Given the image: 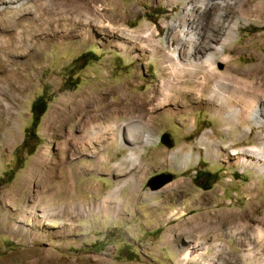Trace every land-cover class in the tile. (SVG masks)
<instances>
[{"label":"rangeland","instance_id":"1","mask_svg":"<svg viewBox=\"0 0 264 264\" xmlns=\"http://www.w3.org/2000/svg\"><path fill=\"white\" fill-rule=\"evenodd\" d=\"M201 1L103 0L89 21L57 6L34 21L35 0L22 6L27 12L0 7V23L25 18L11 32L10 53L1 55L0 47V264H264V171L244 162L253 158L244 150L264 147V125L243 112L239 122L233 117L245 108L235 90L264 85V7L259 0ZM34 42L41 55L26 66L25 85L11 91L2 62L23 65ZM174 54L183 66L176 75ZM190 54L202 64L196 71L187 65ZM189 81L208 91L174 100ZM175 83L178 89L167 90ZM128 92L149 102L145 113L122 106ZM107 93L104 110L79 107L87 96ZM44 94L47 110L35 121L32 106ZM108 112L105 127L139 121L152 143L84 126ZM39 154L47 160L36 170ZM199 172L209 179L196 180ZM163 174L172 181L151 189ZM45 182L71 191L51 195Z\"/></svg>","mask_w":264,"mask_h":264},{"label":"bare ground","instance_id":"2","mask_svg":"<svg viewBox=\"0 0 264 264\" xmlns=\"http://www.w3.org/2000/svg\"><path fill=\"white\" fill-rule=\"evenodd\" d=\"M29 0H0V7H3L5 4H8L9 7H12V8H18L20 9L21 12H27L29 10L28 7H25V8H22V6L24 4H26ZM103 0H35V6H33L34 8H36V11H35V15L37 17V19H34L38 21H42V19L44 18L43 17V11H45L46 13H49V11H53L55 10V6H57L56 8H62L65 9L66 11H70L71 9H74L75 12H77L78 16L79 17H83L86 21H89L90 18H91V15L93 13H97L98 12V9L100 7V4L98 3H102ZM110 1V0H109ZM41 3V4H40ZM45 4H47V6H50L54 9H47ZM202 6H206L207 4H210L209 0H202L201 3ZM116 5V4H115ZM259 6L260 7H264V0H259ZM49 7V8H50ZM192 7V6H191ZM57 10V9H56ZM192 8H189L187 10V13L188 15L191 17L192 16ZM249 9H246L245 11H248ZM43 12V13H42ZM3 13V12H2ZM16 13V12H15ZM1 14V12H0ZM4 14V13H3ZM8 14V13H6ZM69 14V12L67 13ZM94 15V14H93ZM49 16V15H48ZM96 16V15H95ZM34 17V18H36ZM100 18V17H99ZM15 19V18H14ZM25 21V18L22 17L20 18L19 20H16L15 23H12L10 24L9 22H4V23H0V36H3V40L1 41L2 42V45L0 47H2L3 49H5V51L2 50V53L1 55L3 54L4 55H7V53L9 52L10 53V50H9V46L11 48V44H12V40H13V37L11 32H15V35H16V32L19 28V26H21L23 24V22ZM80 22V21H79ZM80 24V23H79ZM83 24V23H82ZM238 26V23L235 22L232 24V36H233V33H234V29H236ZM73 28V27H72ZM188 30V28L186 29ZM70 31V30H69ZM72 31V30H71ZM189 31V30H188ZM67 34V32H66ZM70 34V33H69ZM182 41L184 39L187 40V34L186 33H183L182 34ZM188 39H192V40H197V36L195 34H189V37ZM39 42H34L31 47L34 48L35 50V53H29V54H26L25 55V62L22 63L23 65H17V67H14L15 65H13L12 61L9 59V58H6L3 60L2 64L4 66V71L6 72V75H7V81H10L11 83L9 84L10 88H11V91L13 90H17L19 91L21 88H22V85H25L26 81H28L26 78H25V75H27V68L26 66H28V64H32L34 63L35 59L38 58L39 55H41V52L39 53L38 51V46H39ZM41 46V45H40ZM41 48V47H39ZM192 50V49H191ZM223 51V46L222 47H219L218 48V52H222ZM193 54V53H192ZM190 54L189 55V59H190V63L187 64L189 66V69H191V71H194L195 68H198L200 66H202V64L198 63V61H194V59L196 58H193V55ZM166 56V55H165ZM188 56V55H187ZM199 56V55H198ZM174 57H175V61H173V63H171V66L173 67V73L176 75L177 72H179V68L180 67H183L181 62H180V59H179V56L178 54H174ZM173 57V58H174ZM207 59V58H206ZM218 59L217 56H210L208 58V60H211V61H216ZM200 62V61H199ZM208 62V61H207ZM33 65V64H32ZM31 65V66H32ZM211 65V64H210ZM170 66V67H171ZM262 66V65H261ZM171 67V68H172ZM29 68V67H28ZM169 69V68H168ZM187 69V70H189ZM262 69H264V64L262 66ZM261 69V70H262ZM196 71V70H195ZM171 72V71H170ZM191 73V72H190ZM194 73V72H193ZM213 75V74H212ZM211 75V76H212ZM177 77V76H176ZM14 78V82L12 81V79ZM193 79V78H192ZM176 80V79H175ZM173 81V80H172ZM180 81V79L178 80ZM188 81V80H187ZM216 81V80H215ZM220 81V80H219ZM4 82V81H3ZM181 82V81H180ZM190 82V81H189ZM260 82V81H259ZM2 83V82H1ZM15 83V84H14ZM177 83V82H176ZM175 83V85H176ZM184 83H186L187 85H189L188 82H186L184 80ZM16 84H18L19 86H17ZM174 84V83H173ZM191 84V88L189 89L188 86H186V88H183L184 91L182 92H179L177 91L175 93V98L174 100H177V98L179 97H183L185 94L187 96H191V94H196L197 92V88L198 89V92H201L202 89H205L208 91L207 87H204V85L201 83V81L195 85V83L193 82H190ZM263 84V83H262ZM260 83H253L251 85H248L247 87L244 85V89H240V88H237L235 91L237 92V94L239 95V99L243 100L245 103V108L243 111H240L238 108H236L235 110H233V117L235 119V122H239V119L240 118V115H242V112L247 114V118L252 121L254 124L256 125H264V100H260V95H263L264 96V85H262ZM184 85V84H182ZM209 85V84H208ZM217 86H223L224 88H229L230 86H227V85H223V84H220L219 82L216 84ZM168 87V86H166ZM233 87V86H232ZM231 87V88H232ZM163 88V87H162ZM171 88H175V89H178L179 87L176 85V86H169L167 90L171 89ZM233 89V88H232ZM166 90V92H167ZM112 91V90H111ZM114 91V89H113ZM206 91V93H207ZM112 93V92H111ZM114 93V92H113ZM110 94V92H109ZM109 94L107 93L104 97H101V96H98V97H95L94 96H90V97H86L84 102L82 104L79 105V107H81L83 104H84V108H83V111H86V113H89V112H92V110L94 112H98L101 110V108H104L102 105L104 102L108 101V96ZM202 94H203V91H202ZM221 95V94H220ZM219 95V96H220ZM195 96V95H194ZM216 97V96H215ZM230 97V96H229ZM260 98V99H259ZM122 106H127V105H131L132 106V110L133 111H136V109H139L141 112L145 113L146 112V108L147 106L149 105V102L145 101V100H142L141 98H139L138 96H136L135 94H132L130 92L128 93H125V97L123 96L122 98ZM214 99V96H211L209 98V100H213ZM264 99V98H263ZM164 100V99H163ZM186 100V98H185ZM200 100V98H199ZM197 100V101H199ZM219 100V98H218ZM232 100V99H230ZM161 101V100H160ZM225 101V100H224ZM216 102V101H215ZM220 102V101H219ZM110 103V102H109ZM108 103V104H109ZM115 105H118V100L113 102ZM169 103V102H168ZM226 103V102H225ZM112 104V103H111ZM110 104V105H111ZM126 104V105H125ZM213 104V103H212ZM224 104V103H223ZM230 104V103H229ZM8 106V105H7ZM120 106V105H119ZM92 107L93 109L90 111L89 108ZM116 107V106H115ZM10 109L9 107H6L4 109V112H9L10 113ZM78 109V108H77ZM121 109L118 108V106L116 108H114L113 112H111L112 115H114L115 118H117V115H118V112L119 110ZM104 110V109H102ZM101 110V111H102ZM166 110V109H165ZM242 110V109H241ZM170 112V111H169ZM221 112V111H220ZM101 113V112H100ZM110 112L108 113H103L102 116L101 114L99 113H95L94 116H89L85 125L84 126H87V125H98V126H101L103 127L104 125V119H108V117L110 118V116L107 114H109ZM2 114L3 112L0 111V133L4 130V127H5V124L3 123L2 121ZM147 114V113H146ZM164 114V113H163ZM76 115V114H75ZM232 115V114H230ZM246 116V115H245ZM72 118V117H71ZM84 118V117H83ZM115 120V119H114ZM118 120V119H117ZM101 121V123H100ZM231 121V120H230ZM77 125V124H76ZM105 127V126H104ZM93 128V127H92ZM95 128V127H94ZM107 128V129H105ZM104 129L106 131H109L111 130V128H114V129H118V131L121 133V136L123 138V140H129V141H132L136 144H139V137L140 136H143L142 137V141L141 143H143L144 145L146 144H150L152 143V138H151V135L149 134V132L145 131V128L143 127V125L139 122V121H134L133 123H127V124H122L121 126H117V125H114V123L112 125H109L107 127H105ZM90 129V128H89ZM251 131V128H247V133H249ZM93 132V131H91ZM246 132V131H245ZM85 134V133H84ZM95 134H98V133H95ZM100 134V132H99ZM92 135V134H91ZM105 135V134H104ZM86 137V136H85ZM81 138H79L80 140ZM99 139V137H98ZM260 139H261V142L264 144V135H261L260 136ZM90 140V139H89ZM95 140V139H93ZM103 140V139H102ZM85 143V142H84ZM81 144V143H80ZM76 145V144H75ZM264 146V145H263ZM74 149V147H73ZM80 150V149H79ZM78 152V151H77ZM244 152H246L247 154L253 156V158L255 157L256 159L254 160L253 158H251L250 160L248 159H244L245 163L247 165H250L251 167L253 168H256V169H259L261 171H264V147H262L261 149H258V148H250V149H246L244 150ZM48 155V153H47ZM50 155V154H49ZM46 155L44 154H39V156L35 159L34 161V167L35 169L37 170L36 167H42V165L44 166L45 165V161L47 160L46 159ZM189 158V157H188ZM66 165V164H64ZM32 169V168H31ZM61 175V174H60ZM49 176V175H48ZM54 178V175H51L49 179H47L46 181L48 182V180L50 179H53ZM47 182H45V185H44V190L46 193L48 192H51V195H55L59 192H65L68 194V192L71 191L70 187L69 186H66V185H62V186H58V185H54L53 187H51L50 189L47 187ZM50 199V198H49ZM69 199V198H68ZM47 202V201H46ZM50 202V201H49ZM51 206V205H50ZM68 206V205H66ZM49 210V209H48ZM60 211V210H59ZM58 212V211H57ZM52 213L54 212H50V213H43L44 216H47V215H51ZM240 215V214H239ZM243 216V215H242ZM239 217V216H238ZM243 219V218H242ZM197 226V225H195ZM239 227V226H238ZM259 230L261 232V230H263L264 228L259 226ZM244 229V228H242ZM190 230V229H189ZM248 230V229H247ZM187 231V230H186ZM263 232V231H262ZM232 234H235V231H232ZM241 235V234H240ZM258 235V234H257ZM250 236V235H249ZM246 238V237H245ZM239 240V239H238ZM253 241V240H252ZM243 243V242H242ZM198 246H203V243H198L197 245H195V247L197 248ZM260 247V246H259ZM208 247L206 246H203V249H207ZM216 248H218V245L216 246ZM208 250V249H207ZM219 250V249H218ZM189 254V253H188ZM234 254V253H233ZM190 255V254H189ZM241 255L238 254V257H240ZM186 258V257H185ZM191 259V258H190ZM253 260V258H251ZM186 261V260H185ZM252 262V261H251ZM203 264H213V262L209 261L208 259H204L203 260ZM250 264H253V263H250Z\"/></svg>","mask_w":264,"mask_h":264},{"label":"trees","instance_id":"3","mask_svg":"<svg viewBox=\"0 0 264 264\" xmlns=\"http://www.w3.org/2000/svg\"><path fill=\"white\" fill-rule=\"evenodd\" d=\"M47 100L45 94L40 96L32 106V113L34 115V120L39 121V119L44 115L47 110ZM26 146V143L23 145ZM35 152V147L29 150V155H32Z\"/></svg>","mask_w":264,"mask_h":264},{"label":"water","instance_id":"4","mask_svg":"<svg viewBox=\"0 0 264 264\" xmlns=\"http://www.w3.org/2000/svg\"><path fill=\"white\" fill-rule=\"evenodd\" d=\"M161 140L168 144L169 146L172 145V142H171V138L168 134H164L162 137H161ZM172 181V175L168 174V175H160V176H156L154 177L151 182H150V187L151 189L153 190H156V189H159L161 187H163L165 184L169 183Z\"/></svg>","mask_w":264,"mask_h":264},{"label":"flooded vegetation","instance_id":"5","mask_svg":"<svg viewBox=\"0 0 264 264\" xmlns=\"http://www.w3.org/2000/svg\"><path fill=\"white\" fill-rule=\"evenodd\" d=\"M210 177V174L209 173H206V172H199L197 173V175L195 176V179L196 180H201L203 179L204 181L208 180ZM206 183V182H205Z\"/></svg>","mask_w":264,"mask_h":264}]
</instances>
